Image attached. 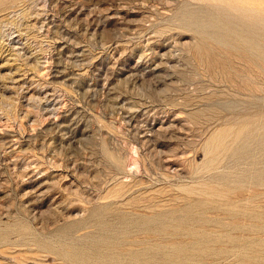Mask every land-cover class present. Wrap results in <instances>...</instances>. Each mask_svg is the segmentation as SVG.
<instances>
[{
    "label": "rangeland",
    "instance_id": "374dc122",
    "mask_svg": "<svg viewBox=\"0 0 264 264\" xmlns=\"http://www.w3.org/2000/svg\"><path fill=\"white\" fill-rule=\"evenodd\" d=\"M238 3L0 0V264H264V57L195 27Z\"/></svg>",
    "mask_w": 264,
    "mask_h": 264
},
{
    "label": "bare ground",
    "instance_id": "6f19581e",
    "mask_svg": "<svg viewBox=\"0 0 264 264\" xmlns=\"http://www.w3.org/2000/svg\"><path fill=\"white\" fill-rule=\"evenodd\" d=\"M253 2L255 0H242V4L238 3V5L241 4L239 6L241 12L238 16H232L231 13L228 14L227 8L200 16V22L196 23L195 27L201 33L205 42V49L203 48L205 52L209 54L211 52L214 54L221 52L226 55L233 52L242 53L248 56L252 62L259 56L264 57V13L261 11L256 13L248 12L247 7H251L254 4ZM216 7L219 6L216 4ZM252 7L254 6L252 5ZM254 8L257 9V7Z\"/></svg>",
    "mask_w": 264,
    "mask_h": 264
}]
</instances>
